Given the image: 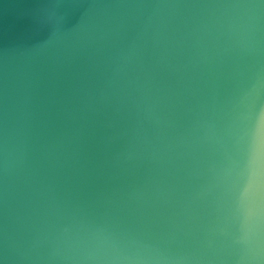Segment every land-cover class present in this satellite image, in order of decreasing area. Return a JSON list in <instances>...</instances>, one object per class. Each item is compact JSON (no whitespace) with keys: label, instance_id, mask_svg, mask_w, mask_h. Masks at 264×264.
<instances>
[{"label":"water","instance_id":"1","mask_svg":"<svg viewBox=\"0 0 264 264\" xmlns=\"http://www.w3.org/2000/svg\"><path fill=\"white\" fill-rule=\"evenodd\" d=\"M0 264H264V0H0Z\"/></svg>","mask_w":264,"mask_h":264}]
</instances>
